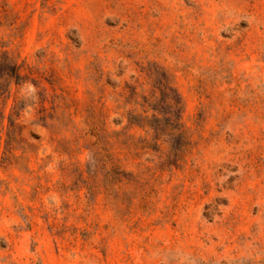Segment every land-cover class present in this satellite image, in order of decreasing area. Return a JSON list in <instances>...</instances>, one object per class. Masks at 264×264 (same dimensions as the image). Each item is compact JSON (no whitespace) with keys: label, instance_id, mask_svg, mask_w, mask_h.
<instances>
[{"label":"rangeland","instance_id":"rangeland-1","mask_svg":"<svg viewBox=\"0 0 264 264\" xmlns=\"http://www.w3.org/2000/svg\"><path fill=\"white\" fill-rule=\"evenodd\" d=\"M0 264H264V0H0Z\"/></svg>","mask_w":264,"mask_h":264},{"label":"trees","instance_id":"trees-1","mask_svg":"<svg viewBox=\"0 0 264 264\" xmlns=\"http://www.w3.org/2000/svg\"><path fill=\"white\" fill-rule=\"evenodd\" d=\"M161 96L168 102V105L171 106L174 110L177 112L180 109V102L176 98H168L166 94L160 89ZM176 96V94H175ZM151 109L153 111L152 117H146L143 115H135L134 117L129 118V124L139 127L143 130H153V131H160L159 128H157L156 123L158 121L157 114L163 113L161 110H159L156 107L151 106ZM166 115V114H165ZM167 116V115H166ZM169 117V116H168Z\"/></svg>","mask_w":264,"mask_h":264}]
</instances>
